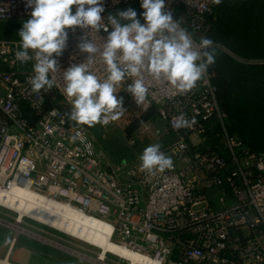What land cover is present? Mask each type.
<instances>
[{"label": "built area", "instance_id": "obj_1", "mask_svg": "<svg viewBox=\"0 0 264 264\" xmlns=\"http://www.w3.org/2000/svg\"><path fill=\"white\" fill-rule=\"evenodd\" d=\"M137 3L106 0L103 15ZM165 4L197 43L210 29L213 0ZM30 12L26 0H0V23L27 20ZM84 34L81 29L69 31L68 47L58 58L53 90L70 107L62 94V73L86 60L88 54L77 47ZM92 35L100 49L92 71L103 79L101 52L107 33ZM19 42V37L0 38V190L26 188L101 220L117 248L107 252L106 264H264V152H254L230 132L209 69L183 94L145 72L148 95L141 105L126 91L135 78L126 77L121 84L117 97H123V107L134 104L139 118L155 108L161 122L157 126L145 120L130 144L147 136L173 138L161 148L173 167L149 174L140 160L110 161L91 128L68 121L67 111L49 98L50 90L32 91L28 77L35 61H16ZM181 113L196 122L174 128ZM3 220L0 215V222H10ZM123 249L128 256L119 252Z\"/></svg>", "mask_w": 264, "mask_h": 264}, {"label": "clouds", "instance_id": "obj_2", "mask_svg": "<svg viewBox=\"0 0 264 264\" xmlns=\"http://www.w3.org/2000/svg\"><path fill=\"white\" fill-rule=\"evenodd\" d=\"M213 3L219 5L222 0ZM26 7L31 9L30 18L18 32L15 59L21 65L35 61L33 74L28 77L35 93L49 91L56 85L58 58L68 47L69 31H85L77 47L88 54L86 60L71 64L62 73V94L71 102V110L65 116L76 124L91 127L119 119L126 109L117 92L126 77L135 78L126 91L141 105L148 95L145 72L183 94L194 89L216 63V42L204 36L197 43L167 9L165 0H140L143 11L128 7L108 13L106 18V0H26ZM100 31L107 33L101 52L106 65L103 79L92 71L95 54L100 51L92 33ZM195 122V117L189 120L181 113L173 127H191ZM161 148L156 143L143 150L139 157L142 170L155 174L173 167L172 158Z\"/></svg>", "mask_w": 264, "mask_h": 264}, {"label": "trees", "instance_id": "obj_3", "mask_svg": "<svg viewBox=\"0 0 264 264\" xmlns=\"http://www.w3.org/2000/svg\"><path fill=\"white\" fill-rule=\"evenodd\" d=\"M21 21L0 23V38L19 37ZM210 29L204 36L222 44L236 57L218 48L214 66L209 68L218 87L219 99L228 116L230 132L240 137L256 153L264 152V0H222L214 4L209 16ZM242 58V60L238 59ZM245 60V61H244ZM49 98L61 104V98L49 92ZM151 108L144 120L154 118ZM136 121L129 132L140 125ZM90 127V126H89ZM217 131L218 128L214 126ZM212 138L215 133H211Z\"/></svg>", "mask_w": 264, "mask_h": 264}, {"label": "rangeland", "instance_id": "obj_4", "mask_svg": "<svg viewBox=\"0 0 264 264\" xmlns=\"http://www.w3.org/2000/svg\"><path fill=\"white\" fill-rule=\"evenodd\" d=\"M139 4L140 3H137L128 7H132L138 12H141ZM128 7H125L123 9H126ZM215 46L236 57L230 50H228L222 44L215 43ZM238 59L243 60L242 58ZM61 104L65 106L68 105L63 99H61ZM68 107L70 106L68 105ZM124 108L126 109V111L123 113V115L119 117V119L115 121V124H113L112 126L104 127L101 124H96L90 127L94 139L96 140L97 144L105 151L110 161L116 163L137 161L139 160L140 155L147 146L159 143L163 147L167 145L169 141L173 140L172 137H168L167 139L154 140L147 136L143 140H138L135 145H131L130 139L135 135L137 129L142 125L145 120L143 119V117L139 118L134 114V104L124 106ZM151 119L155 123V125H160L161 122L157 120L156 116ZM138 120L141 122L138 128L129 132L128 129L131 128L132 125ZM2 207L4 209L0 208V215L3 216L5 220L10 222H6L5 220H3L5 222H0V224H3L5 228L10 230V233L14 236L12 242L15 239V242H17L18 244L15 251V255H23L25 259L29 260L31 259L30 257L33 258L34 255L32 256L31 254L27 253V250H23V248L20 246L27 245L29 247L31 246L33 249H41L43 251H46L50 259V261H48V264H97L75 253L52 245L46 240L38 239L25 232H20L16 230L13 225L14 223H16L17 214H20L21 212L19 210H13L4 206ZM28 216L46 225H42L39 222H35L34 220L28 219L27 223L24 224L25 221L22 222L21 226L23 228H28L29 230L38 233V235H41L49 240L58 242L74 250H77L80 253L86 254L94 259H102V261L105 263V260L107 258V252L102 247L105 245L99 243L101 247L95 245L92 246V244L88 240L84 239L85 237L82 235H74L67 229H64L60 226H56L53 223L43 220L41 218H34L31 215L27 214L24 217ZM9 223H11V225ZM113 250L117 251V249Z\"/></svg>", "mask_w": 264, "mask_h": 264}, {"label": "bare ground", "instance_id": "obj_5", "mask_svg": "<svg viewBox=\"0 0 264 264\" xmlns=\"http://www.w3.org/2000/svg\"><path fill=\"white\" fill-rule=\"evenodd\" d=\"M0 204L4 207L19 210L21 213L17 214L16 223L13 227L20 231L25 232L38 239H43L52 245L58 246L64 250L75 253L81 257L91 260L97 264H106L102 259H94L86 254L80 253L77 250L64 246L58 242L49 240L38 233H35L29 229L23 228L22 222L25 221V215H31L34 218H41L48 222L53 223L56 226H60L68 231L72 232L74 235H82L83 238L88 240L92 246H102L106 252L114 251L117 249L115 245L110 241L111 230L110 228L97 218L88 217L82 214L75 208L69 207L65 203H55L53 201H48L43 196L34 193L26 188L11 189V190H0ZM30 219L35 222H39L30 216ZM26 217V218H28ZM41 223V222H39ZM11 225V223H9ZM42 225H46L41 223ZM48 226V225H47ZM50 227V226H49ZM62 232V231H61ZM12 243H15V239ZM100 243V244H99ZM124 255L128 256L129 252L127 250L120 251ZM0 264H14L9 259H0Z\"/></svg>", "mask_w": 264, "mask_h": 264}, {"label": "crops", "instance_id": "obj_6", "mask_svg": "<svg viewBox=\"0 0 264 264\" xmlns=\"http://www.w3.org/2000/svg\"><path fill=\"white\" fill-rule=\"evenodd\" d=\"M14 236L10 233V230L5 228L3 224H0V259L7 258L14 264H48L49 255L46 251L41 249H33L31 246L20 245L23 250L26 249L27 253L36 258L25 259L23 255H15L17 242L12 243ZM18 239V238H17Z\"/></svg>", "mask_w": 264, "mask_h": 264}]
</instances>
